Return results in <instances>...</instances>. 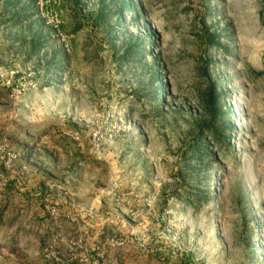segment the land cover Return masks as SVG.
Masks as SVG:
<instances>
[{
	"label": "rangeland",
	"instance_id": "1",
	"mask_svg": "<svg viewBox=\"0 0 264 264\" xmlns=\"http://www.w3.org/2000/svg\"><path fill=\"white\" fill-rule=\"evenodd\" d=\"M0 264H264V0H0Z\"/></svg>",
	"mask_w": 264,
	"mask_h": 264
},
{
	"label": "trees",
	"instance_id": "2",
	"mask_svg": "<svg viewBox=\"0 0 264 264\" xmlns=\"http://www.w3.org/2000/svg\"><path fill=\"white\" fill-rule=\"evenodd\" d=\"M216 36H217V35H213V34H212V35L210 36V38H209L208 41H209L210 43H212V44H213V42L215 43V39H216L215 37H216ZM215 118H216V115L213 113V114L211 115V118H210L209 124H212V123L214 122Z\"/></svg>",
	"mask_w": 264,
	"mask_h": 264
}]
</instances>
